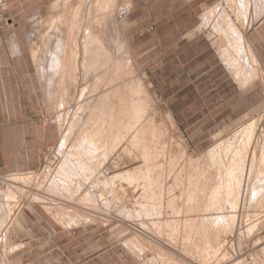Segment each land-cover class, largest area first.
Here are the masks:
<instances>
[{
	"label": "rangeland",
	"instance_id": "374dc122",
	"mask_svg": "<svg viewBox=\"0 0 264 264\" xmlns=\"http://www.w3.org/2000/svg\"><path fill=\"white\" fill-rule=\"evenodd\" d=\"M57 1L60 3V6H55L57 5ZM133 1V10L128 16V25L125 30L129 37L130 56L134 59L133 61L136 64V68L141 72H144L145 80L154 85L153 90L155 96L158 98L156 101L157 107L163 114L170 113L173 115L181 137L186 142L187 154H200L211 145L216 144L220 134L221 136L224 135L222 137L220 136V139L225 136L227 137L239 126L244 125L251 119H256L261 116H263L264 119V8H262L264 7V0H259V2L258 0H249L248 4L250 7L247 16L244 11L240 12L241 9L239 11L238 9H235L238 11L237 15L235 14L236 11H229V9L226 8V12L224 13L226 15L223 14V21L229 20L230 18L233 23L230 25L227 23V26H224V32H226L224 34L227 35L228 38H225L229 40L231 44H229V41H226L225 38V41L221 40V43L219 39H217L218 37L214 39V41H219L218 47L220 48V51L226 50V53H229V51L233 50L231 51L233 55L231 52V54L227 53L231 60L236 53L238 54L239 52L242 54H239V57L235 56L236 58L230 62L234 61V64H243L242 67L244 73L247 72L246 75L248 74V77L244 75L246 78L244 77L245 79H243L246 81H244L245 83H242H249V86L252 85V88L245 89V91H249V95L245 96L243 99V101H247L243 107L249 108V113L244 114L242 111H238L235 115H227V110L231 108H227L223 104L216 108L215 105L211 104L212 98L202 94L204 92L210 95V87H214L212 93L218 92L223 96V99H225L224 95L227 90L224 85L228 83L231 86V78L233 77L229 72V69L223 65L216 44L211 41L212 37H210V34L208 33L209 30L206 28V31L205 27H200L201 29L198 28L195 34L190 38L187 36V33L190 32L189 30L195 26H199L201 19L198 16L203 13L204 7H213V4L214 6L217 4L223 6L226 5L228 7V0H220V2L219 0ZM63 3L66 5L63 6ZM63 7H67L66 0H5L4 10L2 12L3 22L0 27V75H2V77H0V264H176L175 262L173 263L175 259L177 263L179 260H182L178 264H198V262L201 264H264V199H260V197H262L260 195L264 194V183L263 186L261 184L256 185L255 179H253L256 177L257 180V174L254 175L256 172L251 175L252 181H250V187H235V190H238L239 193H237L240 195L233 190L239 200L236 201V205L232 200L234 193L229 187H225L226 189L222 187V190L224 191L216 187V190L211 193L212 195L210 194L212 196H210L211 199L208 198L207 200V198H205L207 200L206 204L212 203V205L208 204L207 207L209 209L205 207L204 210L202 209L203 211L200 210L203 213L200 212L199 216L202 214L200 217L207 220L205 221L202 218H199L197 215L199 211L197 214L195 213V218L193 217L194 219L198 218V223H195V228L198 230V228L201 227L202 229L200 228V230L207 232L206 234H204L205 232H202V234H204L202 237L206 236L204 237L205 241H202V238H199L201 243L197 237H195V234H197L195 228H192L193 230H191H195L193 233L194 235L190 232V229L194 224H190L189 230V224H184V221L186 223V218L189 217V215L186 212L185 215L184 212L176 213L177 211L171 209L169 211V208L166 207L167 200H170L169 203L172 201L173 204L175 202H182L181 193H186V190L189 191L191 187H183L186 190L181 187L175 188L165 186L163 188L158 187V189L156 186L157 184L155 183V187L152 186V189L150 187H148V189L147 187H145L146 189L144 188L146 196H142V199L141 197H136L141 190V187L135 188L137 182L128 181V183L123 180L122 187H118L117 189V195L120 197V199H117V202L109 201L107 196L110 197V194H106V191L103 192L107 204L99 201L97 202L98 204L96 203L98 208L95 207V210L97 209L99 212L101 211V215L97 220L88 218H85L84 220L81 216H76V214H74L73 217V212L65 214L64 208L60 207V205L48 195V193H52L51 189H53V187H49V189L48 187L47 189L46 187L42 188V183H45V179L48 176L47 179H49L55 171L57 173L58 165H60L59 158L63 159V152L67 150V148L71 146L70 143L73 142L75 131L69 129V119L74 112H77L76 109L78 110L76 104L78 97L76 95H78L82 91L81 89L84 88L83 84L82 86L80 85L81 87L79 86V88L75 90V92H77L75 93L76 95L74 94L75 96L73 95L74 89H71L70 87L69 89L67 84H63L64 86L61 88V92L58 90V78L56 79V76L53 77L52 71L51 73L49 71V66H51L49 64L52 62L50 59L51 54L56 53V51H54L56 50L54 49L55 43L53 42L57 41V39L55 38V41L54 39H49V41L43 42L40 38L42 31L49 26L48 24L53 16L67 11V9L65 10ZM58 8H60V10ZM63 9L65 11H63ZM236 15L240 18L237 19ZM225 16H227L226 18L228 19H226ZM43 18H45V20ZM43 23L45 25H43ZM210 33L212 34V31H210ZM240 37H245V39L249 41L257 58V66L255 65L254 67L252 63H250L252 57L248 56L250 58V60H248L247 54L244 52V47L242 48L243 51H241L240 45H242V43L240 42ZM224 42H226V45ZM34 45L38 47L39 55L41 54L39 56V64L42 62L41 60H43L42 65L45 70L43 76L39 75L41 72L38 70L36 63L32 59L31 47H34ZM231 45L232 47L227 49V47ZM222 46H224V48ZM237 47L239 50H237ZM51 48L54 50L52 51ZM246 62L249 65L246 64ZM252 68H254L253 71H255V68L257 69L256 75L251 73ZM260 70L263 73L262 79L260 76ZM203 72L213 73L214 76H212L213 79L205 81L207 86L202 87L201 90L199 79L197 80L196 77ZM133 73L131 75L132 77L135 76ZM126 77L127 76H122L119 78L124 80ZM215 77L218 79L220 77L223 85L217 86L220 82L218 79L215 80ZM120 79L119 81H123ZM135 87L137 90L141 88H139L138 85ZM196 90L198 92H196ZM196 93L201 95L202 99L199 97L195 99L194 94L196 95ZM140 96H142L141 92ZM68 97L72 100L70 101ZM184 102L186 104L185 111L183 110L182 112H179V110L184 107L182 104ZM53 103L55 105H53ZM146 107L147 111L148 108L150 110L152 109L150 102ZM56 115H58V117ZM182 116L187 118L186 122L179 120ZM67 122H69V124H67ZM262 125L264 128V120L262 121ZM64 135H67L68 140ZM168 135L173 137L170 133H166V137L170 138ZM63 139H66L67 141L65 140L64 142ZM175 139L176 138H173L172 142L174 144L176 143V145H180L179 140L176 139L175 141ZM174 144L173 147L175 149L178 147L180 148V146L175 147ZM61 145L64 147H61ZM60 147L62 148L61 150ZM179 151L180 149L176 150V152L174 151L178 156V158H175L177 161H175V163L181 165V163L184 162V157L179 155ZM166 152L167 151L163 152V156L165 157L162 156V153H159V156L158 153L157 155L155 154L156 159L154 158V161L156 162L153 161L155 164H152L151 171H153V167H156L153 172L159 171L161 175L163 174V170L166 171L169 160ZM126 161L128 160L126 159ZM161 161L165 163H162ZM45 166H47L46 168L48 171ZM176 168H178V166ZM90 172L91 170L87 173L90 174ZM34 173L36 175L41 174L39 175L40 178L35 180V178L32 177L28 180L30 181L29 183L25 182L23 187H18L19 190H22H18V192L11 187H8V184L6 183L7 181L4 179L12 174L34 175ZM157 175H159V173H157ZM165 176L166 175L160 176V179L163 177L162 181L164 182L162 184V182L159 181L158 186H160L159 184H161V186L165 185V182L168 184L171 181V177ZM124 182L126 185L128 183L127 187ZM38 183L41 184L42 187ZM26 185L28 187H26ZM76 188L77 187H70L71 192L72 190H79V193H86L90 189H92V193L98 192V190L95 191L96 189L91 187ZM149 188L152 193H150ZM97 189H99V187ZM41 191L44 193H41ZM163 192L166 193L164 194ZM224 193L228 194H225V198ZM216 195L219 196L218 199L216 198ZM127 197L130 201L126 200L128 199ZM135 197L136 200L140 201H134ZM169 197L176 198L170 199ZM155 198L156 201L158 200L157 202L155 201ZM222 198H224L223 201ZM144 199H146V203ZM224 200L226 201L225 203ZM134 202H139L137 203L138 206H135L136 204L134 205ZM260 202L262 203L261 205ZM123 203L129 205L128 209L131 213L127 212L128 209H121L119 207ZM203 203L205 204V202ZM115 205L116 207H113ZM139 205H141L140 208L142 209H138ZM159 205L160 208H158ZM132 206H134V211L130 209ZM209 206L212 208L210 209ZM220 206L221 208H224L221 209ZM143 207L147 210H145L147 214ZM62 212L65 215H63ZM102 212L103 214L105 213V216ZM168 212L171 213L166 215ZM153 213L155 215H153ZM182 213L186 218L183 215L180 217V214ZM69 214L71 217L68 216ZM150 215L153 216L151 217ZM64 216H68V218L65 219L66 217L64 218ZM78 217H81V220ZM121 217L125 220H122ZM75 218L78 220H75ZM63 219L64 221H68L63 222ZM155 219H158L156 220L157 222H155ZM189 219L190 217L187 222L191 221ZM152 221H154V223ZM166 222L168 223L166 224ZM172 223L173 227L171 225ZM63 224L64 226H62ZM196 224H198L199 227H197ZM141 225L144 226V228ZM156 225H158V228ZM165 225L167 226V229L165 228ZM182 225L187 226L185 229L186 231L188 230L192 236L189 233L190 236H188V234H186L187 232L182 233V231H185L184 228H182ZM145 226H147V228ZM141 227L142 229H140ZM145 228L148 229L149 232L148 230L145 231ZM156 229L159 231L157 232ZM170 230L175 233L172 234ZM158 233L159 235H157ZM164 234H169V237ZM181 234L183 236H181ZM184 234L186 235V239H180L185 237ZM147 235L150 238H148ZM155 236H160L159 238L161 240L168 241L167 244L170 242L169 245H171V248L163 247L158 244V240ZM175 237H177L178 240ZM191 239H197L200 246L203 244L201 248H198L199 245L195 243V241L194 244H197L198 249L194 246L193 249V247L189 245L192 243L190 242L192 241ZM134 242L135 244L141 242L145 245L142 246L141 244L139 247L137 245V248L141 247L140 249L142 250L135 249L136 245L132 244ZM146 242L150 247L146 245ZM175 243L176 246H173ZM185 243L189 245H186V247H189L190 249H186L185 245H183ZM216 244H218L217 248ZM210 247L213 248L211 249ZM158 250H162L161 254L163 256L160 257L161 254ZM191 251H195L194 254ZM199 253L202 254L200 255ZM187 254L191 255H189L190 259ZM196 254L199 256L197 257ZM203 254L205 258L208 257L205 259L202 257ZM192 256L196 258L195 263L192 262ZM177 258L179 260H177ZM161 259L162 261H160Z\"/></svg>",
	"mask_w": 264,
	"mask_h": 264
},
{
	"label": "bare ground",
	"instance_id": "6f19581e",
	"mask_svg": "<svg viewBox=\"0 0 264 264\" xmlns=\"http://www.w3.org/2000/svg\"><path fill=\"white\" fill-rule=\"evenodd\" d=\"M260 1H262V0H260ZM66 2H67V7H65V8L63 7V8L65 10L67 9V11L64 13L54 15L53 18L51 19L50 23L48 24L49 26L47 28H45V26H44L45 29L44 30L42 29L43 31L40 35L41 36L40 38L43 42L49 41V39H51V40L54 39V41H55V38L57 39V41L53 42V43H55L54 49H56V50L51 48L52 51L54 50V51H56V53L54 52L55 54H51L50 59L52 62H51V64H49V65H51V66H49V71H50V73L52 71L53 75L52 74L51 75L53 77L56 76V79L58 78L57 79V83L59 85L58 90L61 92V88L64 86L63 84H67L68 88L70 87L71 89L72 88L74 89L73 90L74 91L73 95H74L75 93H77V92H75V90L78 89L80 85L82 86V84H83L84 88L81 89L82 91L80 90L81 92L79 93L80 95L78 94L79 96L75 94L78 97V98L76 97L77 98L76 104H77L78 110L76 109L77 112H74V114L72 116H70L71 117L69 119L70 124H69V122H67V124H69L68 126H70L69 129L72 131H75L73 142L70 141L73 144L70 143L71 146L69 144L70 147L68 146L69 148H67V150L64 151L65 153L63 152V154L65 155V156L62 155L63 159L59 158L60 165H58L59 167L57 166L58 167L57 173L55 171V173H53L49 179H47L49 177L48 176L46 178L47 180L45 179V183H42L43 187L41 186V184H39V183L38 184L42 188L46 187V189H47V187H48V189H49V187H53V189H51L52 193L51 194L48 193V195H50L51 199L53 198V200H55L56 203H58L60 205V207L64 208L65 214H68L69 212H73V214L71 213L72 216L74 214H76V216H81L84 220H85V218L96 219V220L99 219V216L101 215V211L99 212L97 209L95 210V207L98 208L96 205V203L98 201L104 202V204L105 203L107 204V200L105 199V196L103 193L104 191H106V194L107 193L110 194V197L107 196V198H109V201L111 200L112 202H114V201L117 202V199L118 198L120 199V197L117 195V189H118V187H120V188L122 187L123 180H125L126 182H128V181L129 182L130 181L135 182V183L137 182L136 183L137 186H135V188L141 187L140 193L136 196L138 198L139 197L142 198V196L145 197L146 196L145 195V193H146L145 187H147V189H148V187H150V188L152 186L155 187L154 186L155 183L157 184L156 185L157 188L158 187L163 188L164 186L165 187H175V188L181 187L182 189H184L183 187H185V188L191 187L190 189L187 188V189H189V191L184 189L187 191L184 194H182L180 192L182 202L177 203V202H175L176 201L175 200L174 201L175 203L173 204L172 201L169 203L170 200L169 201L167 200L166 207L169 208V211L171 209L173 211L174 210L177 211L176 213L184 212L185 215L187 213L190 217L189 220H191L192 222L191 221H189L190 223L187 222L189 217L186 218V216L183 215V213L180 214V217H182V215L185 216L187 221H186V223L184 221V224H187V223L189 224V225L187 224L189 226L188 230L190 228V224H192V225L194 224L191 227L190 232L193 234L196 230V233L197 234L199 233V234L198 235L195 234L196 235L195 237H197L198 240H199V238H202L201 240L203 241L204 237L206 235L204 237H202V236L204 234H206L207 232H205L204 230H200L201 227H199L198 224H196L197 227H199L198 230L195 228V223H198L197 222L198 218L194 219L195 218L194 216L198 213V211H199V213L197 215L199 216L200 212L203 211L205 209V207L208 206V204L212 205V203L206 204V202H207L208 198H210V196L212 195L211 193H213V191L216 190V187L220 188L221 190H222V187H224V188L229 187V189H231L232 192L234 190L235 193H237V192L239 193L238 190L237 191L235 190V187L236 188L237 187H250L251 186L250 181H252L251 175H253L255 172L256 173L254 175L257 174L256 175L257 180H256V177L253 179H255L256 185L261 184L263 186V183H264V128L262 125V121L264 119H263V116H261L262 114L260 115L261 117L256 118V119H251L250 121H248L244 125L239 126L232 134H229V135L226 134V135H228L227 137L225 136L224 138L220 139V136H221V134H220L218 142L217 143L215 142L216 144L211 145L210 147H208L206 150H204L200 154H198V153H197V155L187 154L186 153V151H187L186 142L181 137V134L178 130V127L176 125V122H175L173 115L170 113L163 114L160 111V109L157 107L156 101L158 100V98L155 96V92L153 90L154 85L151 82H147L145 80L144 72H141L140 70H138L136 68V64L133 61L134 59H132L130 56L131 53H130V47H129V37L127 36V33L125 30H126V27L128 25V16L133 10L134 1L133 0H66ZM219 2H220V0H219ZM258 2H259V0H258ZM56 3H57V5H55V6H60V3L58 1ZM58 3H59V5H58ZM64 3H65V1H64ZM228 3H229L228 7L226 5L223 6V5H217V4L215 6L213 4V7H210V6L204 7L203 13H201V14L199 13L200 16H198L201 19V21L199 22V26L193 27L191 30H189L190 32L187 33L188 35L187 34L186 35L190 38L192 35L195 34V32L198 28L201 29L200 27H202V28L205 27V30L207 28L209 30L208 33L210 34V37H212V40L211 39L210 40L216 44V48L219 51L218 54H220L219 56L221 57L223 65L227 69H229V72L233 75V77H235L237 82L242 83V82L246 81V80H244L246 78L244 75H246V73H247V72L244 73V70L242 67L243 64L241 65V63L239 62L240 60L238 61L240 64H234V61L230 62L233 59H235L240 53L239 52H238V54L236 53V55L233 56L234 58H232V60H231L229 58V56L227 55L228 52L226 53V50L225 51L219 50L220 48L218 47V44H219L218 42L220 41V43H221L224 40V38L227 37V35L224 34V33H226V32H224L225 31L224 26H227V23L229 25L233 23L230 18H229V20L223 21V14L226 12V8H228L229 11L230 10H233L234 12L236 11L235 14H237V15H238V11L241 9L240 12L244 11L245 15L247 16L248 10L250 7L248 4L249 0H228ZM65 5L66 4H64L63 6H65ZM262 8H264V7H262ZM58 9L60 10V8H58ZM64 9H63V11H65ZM235 9H238V11ZM63 11H61V12H63ZM216 13H217V15H216ZM50 15H52V14H50ZM224 15H226V14H224ZM237 15H236L237 19L240 18ZM226 17L227 16H225V18ZM43 19L45 20V18H43ZM226 19H228V18H226ZM44 23H43V25H45ZM210 31H212V34L210 33ZM232 31H233V29H232ZM213 32H214V34H213ZM32 33H33V31H32ZM235 34H236V32H235ZM222 37H223V39H222ZM215 38L219 39V41L218 42L216 40L214 41ZM233 39H234V37H233ZM187 40H188V38H187ZM226 41H229V40L226 39ZM234 41H235V39H234ZM240 42L242 43V45H240L241 51H243L242 48L244 47L245 48L244 52L247 54V57L248 56L252 57L251 60L248 57V60H250L251 61L250 63H252V65L255 67V65L257 64V61H256L255 56L250 51L245 37H240ZM46 43H45V45H46ZM225 43L226 42H224V44ZM229 44H231L230 41H229ZM232 45L228 46V47L226 46L227 49L232 47ZM52 46H53V44H52ZM222 47L224 48V46H222ZM43 50H44V48H43ZM237 50H239L238 47H237ZM231 51H233V50H231ZM231 51H229V53ZM31 55H32L33 61L36 63L38 70L41 72V73H39V75L43 76L45 73L44 67L42 65L43 60H41L42 62H40V64H39V61H40L39 56L41 54L39 55V49L35 45H34V47H31ZM232 55H233V53H232ZM232 55H231V57H232ZM240 55H242V54H240ZM48 57H49V55H48ZM247 62H249V61H247ZM247 62H246V64H248ZM244 67H246V66H244ZM250 67H252V66H250ZM253 69L254 68H252V70L250 69L252 71L251 73H254L256 75L257 69L255 68V71H253ZM245 70H246V68H245ZM132 73L135 74L134 77L131 76ZM249 73H250V71H249ZM129 74H130V76H129ZM254 74H252V75H254ZM260 74H261L260 76L262 79V77H263L262 71ZM122 76L123 77L127 76V77L123 80V79L119 78ZM39 78H40V76H39ZM252 78H253V76H252ZM119 79L123 80V81H119ZM48 80H50V79H48ZM249 80H247V81H249ZM54 83H56V82H54ZM136 85H138L139 88L141 87L139 90L142 93V96H140L139 90L136 89V87H135ZM64 96H65V92H64ZM55 98H56V96H55ZM68 98L70 100V97H68ZM60 100H61V98H60ZM149 102H150V105L152 106L151 107L152 109L150 110L149 109L150 106H149L148 111H147L146 106L149 104ZM53 105H55V104L53 103ZM60 110H62V109H60ZM56 116L58 117V115H56ZM67 132H65V133H67ZM69 133H70V131H69ZM166 133H170L173 137H170L169 135L168 136L170 138L166 137ZM222 136H224V135H222ZM65 137L67 138V135ZM173 138L178 139L180 142L179 143L180 145H176V143L174 144L172 142ZM176 139H175V141H176ZM65 140H64V142H65ZM67 140H68V138H67ZM173 144L175 147L180 146V148L179 147L178 148L180 149L182 154L179 151V155L184 157V162L181 163V165L178 163H175V161H176L175 158H178V156L176 155L177 153H175V152H176V150H179V149L178 148L175 149L173 147ZM64 145H66V144H64ZM61 147H64V146L61 145ZM61 147H60V150L62 149ZM164 151H167L166 152L167 158L169 160H168V164H167V169H166V171H164V170L162 171V173H163L162 175L163 176L166 175L165 177H171V181L168 184H166V182H165V185L161 186V184H159L160 186H158L159 181H161L163 184V182H164V181H162L163 177H161L162 179H160V176H162L160 174V172L159 171L153 172L154 168L156 169V167H153V171H151L152 170L151 167H152V164H155V163H153V161H154V158L157 155V153H158V156H159V153L160 154L162 153V156H163ZM60 153H62V152H60ZM57 154H58V152H57ZM58 156H59V154H58ZM181 156H180V158H181ZM163 157H165V156H163ZM126 159L128 161H126ZM154 162H156V161H154ZM157 162H159V161H157ZM162 163H165V162H162ZM157 166H158V164H157ZM177 166H178V168H176ZM46 167L47 166H45V168ZM46 170H47V168H46ZM49 170H51V169H49ZM89 170H91L90 174L87 173ZM157 173H159V175H157ZM47 174H49V173H47ZM32 175L33 174H27V175H13L12 174V175H8V177H5L4 179L7 181L6 183L8 184V187H11L13 190L18 192V190H19L18 187H21V186L23 187L24 186L23 184H25V182L29 183L30 181H28V180H30L32 177L35 178V180L39 179L40 178L39 175H41V174L36 175L34 173V175L33 176ZM42 177H43V175H42ZM165 177H164V179H165ZM80 179H81V181H80ZM119 181L121 184L119 183ZM28 183H27V185H29ZM128 183L126 185V183L124 182L126 187L128 186ZM27 185H26V187H28ZM69 185H71V186H69ZM138 185H140V186H138ZM29 187H30V185H29ZM70 187H77V188L78 187H91L93 189H96L95 191L98 190V192L92 193V189H90L91 191L88 189L89 191H87L86 193H81V192L79 193V190L78 191L72 190V192H71ZM98 187H99V189H97ZM130 187H132V186H130ZM150 188H149V191L152 189V188L151 189ZM168 190H169V188H168ZM19 191H22V190H19ZM222 191H224V190H222ZM166 192H167V190H166ZM166 192H163V193L165 194ZM41 193H44V192L41 191ZM150 193H152V192L150 191ZM169 193H170V191H169ZM227 193H224V195ZM235 193H234V195L232 194L233 195L232 200H233V203L236 205V201H239V200L237 199V195ZM220 195H222V194H220ZM238 195H240V194H238ZM50 196H49V198H50ZM147 196H148V194H147ZM260 196H262V197H260V199H264V194L260 195ZM136 197L134 198L135 199L134 201H140V200H136ZM153 197H154V195H153ZM166 197H168V196H166ZM220 197H223V196H220ZM225 197H226V195L224 196V198ZM171 198L174 199L176 197H171ZM205 198H207V200ZM216 198L218 199L219 196H217ZM224 198H222V201ZM238 198H239V196H238ZM146 199H148V198H146ZM146 199H144L145 203H146ZM126 200H129V198ZM144 200H143V202H144ZM161 200H162V198H161ZM202 200H203V202H205V204L202 202ZM155 201H156V198H155ZM163 201H165V200H163ZM225 202L226 201L224 200V203ZM137 203H139V202H137ZM137 203L134 202V205L136 204L135 206H138ZM128 204H129V202H128ZM128 204L123 203L119 207L121 209H128L129 208ZM261 204L262 203L260 202V205ZM140 206L141 205H139L138 209H142V208H140ZM53 207H55V206H53ZM113 207H116V205ZM133 207L134 206H132V208H130V209H132L134 211ZM153 207H155V206H153ZM156 207H157V205H156ZM209 207H210V209L212 208L211 206H209ZM158 208H160V205L158 206ZM220 208H221V206H220ZM223 208H221V209H223ZM106 209H107V207H106ZM143 209H144V211L146 210L144 207H143ZM216 209H217V207H216ZM146 211H145V213H146ZM127 212L131 213V211H129V209L127 210ZM137 212H138V210H137ZM156 212H158V211H156ZM171 212L166 213V215L170 214ZM55 213H57V212H55ZM201 213H203V212H201ZM65 214L63 213V215H65ZM102 214H103V212H102ZM103 215L105 216V213ZM153 215H155V214L153 213ZM68 216H70V214ZM68 216L67 217L64 216V218L66 217L65 219H67ZM146 216H148V215H146ZM178 216H179V214H178ZM200 216H199V218L201 219L202 217H200ZM81 217H78V218L80 219ZM123 217H124V215H123ZM130 217H131V215H130ZM61 218H63V217H61ZM76 218H75V220H78ZM124 218H122V220ZM136 218H138V217H136ZM145 218H147V217H145ZM155 218H156V216H155ZM227 218H228V216H227ZM166 219H167V217H166ZM156 220H158V219H155V222H157ZM183 220H184V217H183ZM194 220H196V221H194ZM203 220H205V219H203ZM67 221H64V219H63V222H67ZM70 221H71V219H70ZM72 221H73V219H72ZM148 221H149V219H148ZM168 221H169V219H168ZM152 222L154 223V221H152ZM162 222H164V221H162ZM208 222H209V220H208ZM167 223L168 222H166V224ZM175 224H177V223H175ZM171 225L173 227V223ZM62 226H64V224ZM157 226L158 225H156V227ZM182 226H183L182 228H184V230H185V231H182V233L187 232L186 234L189 233L191 235V233L188 232V230L186 231V229H185V228H187V226L186 225H182ZM184 226H186V227H184ZM142 227L144 228V226H142ZM142 227L140 229H142ZM145 227L147 228V226H145ZM165 228L167 229V226ZM175 228H177V227H175ZM192 228H195V230L191 231V230H193ZM147 230L148 229H146L145 231H147ZM145 231H144V233H145ZM150 231H152V230H150ZM158 231L159 230H157V232ZM212 231H213V229H212ZM148 232H149V230H148ZM202 232H205V233L202 234ZM217 232H218V230H217ZM174 233L172 232V234H174ZM161 234H163V233H161ZM189 234H188V236H190ZM151 235H152V233H151ZM157 235H159V233ZM164 235H166V234H164ZM168 235H166V236H168ZM144 236H146V235H144ZM156 236H155V238L158 240L157 241L158 244H160L163 247H170L171 246V245H169L170 242H169V244H167L168 241L167 242L163 241L159 238L160 236L159 237H156ZM181 236H183V235L181 234ZM184 236L185 237H182L180 239H183V238L186 239L185 234H184ZM209 236H210V234H209ZM147 237H148V235H147ZM148 238H150V237H148ZM175 238L177 239V237H175ZM191 238H193V237H191ZM162 239H163V237H162ZM187 239L189 240L188 237H187ZM197 239L196 240L191 239L192 241H190V242H192V243L189 245L197 248V244L199 245L201 243V240H199L200 243H198L199 241ZM214 240H215V238H214ZM214 240H210V241H214ZM208 241H209V239H208ZM184 242H186V241H184ZM194 242L197 244L195 245ZM130 243H129V245H130ZM179 243H180V241H179ZM179 243H178V245H179ZM210 243H212V242H210ZM132 244H135V242ZM141 244H142L141 242H138V244L136 243L135 244L136 247L134 246L135 249L137 248V245L139 247V246H141ZM192 244H194V245H192ZM144 245L145 244H142V246H144ZM146 245L148 247H150L148 243ZM183 245H185V247H186V245H188V244L185 243ZM217 245L218 244H216V248H217ZM173 246H176V243H175V245L173 244ZM199 246H198V248H201V246L200 247ZM212 246H214V245H212ZM194 247H193V249H194ZM140 248H137V249L142 250ZM143 248H145V247H143ZM153 248H154V246H153ZM156 248H157V246H156ZM210 248L212 249L213 247H210ZM132 249H133V247H132ZM148 249H150V248H148ZM186 249L188 250L190 248L186 247ZM158 251H160V250H158ZM161 251L159 252L160 254H161ZM188 252H190V251H188ZM191 252L194 254L195 251L194 252L191 251ZM200 252H202V251H200ZM162 253H164V252H162ZM166 254H164V255H166ZM197 254H196V256H197ZM183 255H185V254H183ZM189 255H188V258H189ZM161 256H163V255L161 254L160 257ZM202 257H204V254ZM192 258H193L192 262L195 263L196 258H194L193 256H192ZM192 258H191V260H192ZM177 260H179V259L177 258ZM160 261H162V259ZM181 261L179 260L178 263H180ZM174 262L176 264H178L176 262V259H175V261H173V263ZM199 263L200 262H198V264ZM149 264H152V263H149ZM191 264H193V263H191Z\"/></svg>",
	"mask_w": 264,
	"mask_h": 264
},
{
	"label": "crops",
	"instance_id": "0c3cea01",
	"mask_svg": "<svg viewBox=\"0 0 264 264\" xmlns=\"http://www.w3.org/2000/svg\"><path fill=\"white\" fill-rule=\"evenodd\" d=\"M246 42L248 44V47H249L250 51L255 56V54L253 52V49H252V47L249 44V41L247 39H246ZM255 58H256V56H255ZM212 76H214L213 73L203 72V73H200L196 77L197 80L199 79V85H200L201 90H202V87H206L207 86L205 81L213 79ZM0 77H2V75H0ZM214 79L216 80L218 78L215 77ZM218 80H219L220 83H218L217 86L218 85H223L221 83L222 79H220V77H219ZM251 86H249V83L243 84V83L237 82V80L234 77H232L231 78V86L228 83L224 85V87L227 90L225 92V95H224L225 99H223V96L220 95L218 92L212 93V91L214 90V87H210V92H211L210 95H208L207 93H204V92L202 94L204 96H208V97L212 98L211 104L215 105L216 108H218L221 104L225 105L227 108H231V109L227 110L228 111L227 115H235L236 112H238V111H240V112L242 111V113L245 114V113H249V108H244L243 107L247 103V101H243V99L245 98V96L249 95V91L247 92V91H245V89L252 88ZM215 89H216V87H215ZM196 92H198V91L196 90ZM194 97H195V99L198 98V97L202 99V96L199 95L198 93H196V95L194 94ZM214 97H215V99H214ZM182 104H183L184 107H182L179 110V112H182L183 110L185 111L186 104H185V102L182 103ZM179 120L186 122L187 118L182 116V117L179 118ZM0 138H1V136H0Z\"/></svg>",
	"mask_w": 264,
	"mask_h": 264
},
{
	"label": "built area",
	"instance_id": "2783aa9c",
	"mask_svg": "<svg viewBox=\"0 0 264 264\" xmlns=\"http://www.w3.org/2000/svg\"><path fill=\"white\" fill-rule=\"evenodd\" d=\"M4 4H5V0H0V27H1L2 22H3L2 12L4 10Z\"/></svg>",
	"mask_w": 264,
	"mask_h": 264
}]
</instances>
